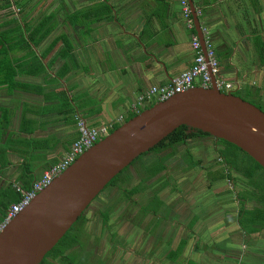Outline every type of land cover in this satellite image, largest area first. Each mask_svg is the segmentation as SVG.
<instances>
[{
  "label": "crops",
  "instance_id": "1",
  "mask_svg": "<svg viewBox=\"0 0 264 264\" xmlns=\"http://www.w3.org/2000/svg\"><path fill=\"white\" fill-rule=\"evenodd\" d=\"M51 2L35 20L53 16L59 26L50 39L0 62L6 78L0 84V219L14 204L11 200L21 197L18 189L29 190L66 156L79 138L76 117L92 127L129 121L138 114L132 105L139 95L192 67L193 35L206 52L202 28L209 31L220 62L218 78L233 85L223 92L246 95L264 110V0H193L201 11L199 30L198 24L187 28L178 0ZM16 5L21 9L19 3L12 7ZM6 10L0 12V33L17 18ZM61 37L66 46L63 41L51 46ZM219 140L212 135L189 140L191 148L183 147L167 162V172L155 179L162 189L160 203L142 217L136 261L145 251L148 264H264V229L242 223L241 214L243 208L262 207L252 197L257 192L238 174L210 181L208 171L226 166L218 158ZM187 150L196 154L198 175L188 169L187 160L178 159ZM179 166L186 168L183 175H178ZM177 176L180 180L174 181ZM195 181L202 188L194 193ZM201 207L205 211H198ZM215 240L224 244V255Z\"/></svg>",
  "mask_w": 264,
  "mask_h": 264
},
{
  "label": "water",
  "instance_id": "2",
  "mask_svg": "<svg viewBox=\"0 0 264 264\" xmlns=\"http://www.w3.org/2000/svg\"><path fill=\"white\" fill-rule=\"evenodd\" d=\"M183 125L236 145L264 168V110L221 91L214 77L209 88L146 107L84 152L0 232V264H41L115 177Z\"/></svg>",
  "mask_w": 264,
  "mask_h": 264
},
{
  "label": "flooded vegetation",
  "instance_id": "3",
  "mask_svg": "<svg viewBox=\"0 0 264 264\" xmlns=\"http://www.w3.org/2000/svg\"><path fill=\"white\" fill-rule=\"evenodd\" d=\"M191 143L188 141L186 145L178 146L175 156L178 157L177 153H181L183 147L191 148L193 144ZM190 152L195 159L196 154L192 150ZM152 157L151 160H155L154 156ZM178 159L186 162V153L184 152V157L181 155ZM149 160L145 159L140 168L136 166L129 168L126 180L105 189L87 208L82 218L80 217V222L74 228L72 227V230L70 229L71 247L57 258L46 257L45 264H69L71 261L75 264H112L108 263L107 259L120 264H148L146 252L141 254V261L138 262L134 258V250L138 246L136 239L141 236L139 229H142L144 225L142 217L152 210L154 205L149 203L157 199V195L162 190L155 181L161 174L148 180L146 184L142 182L144 169L152 162ZM134 170L137 174H134ZM183 170L180 168L178 175H183ZM189 170L199 174L196 168ZM178 180L180 177L174 181ZM142 185H146L144 190L131 192ZM193 185L194 193L202 188L198 181H195ZM179 189L176 187V190ZM193 206L195 207V204Z\"/></svg>",
  "mask_w": 264,
  "mask_h": 264
},
{
  "label": "trees",
  "instance_id": "4",
  "mask_svg": "<svg viewBox=\"0 0 264 264\" xmlns=\"http://www.w3.org/2000/svg\"><path fill=\"white\" fill-rule=\"evenodd\" d=\"M5 2H6L5 5L0 6V10H6L8 8H11L13 2L17 3L16 0H5ZM22 10H23L22 8L19 9V12L20 11L22 12ZM52 20H53V16L48 15L40 18L37 21H33L31 18H29V15L26 14L25 17H22L20 19L15 18L7 21L6 23L9 28L4 32L0 33V57H1L0 62L4 63L6 57H9V55L14 51L17 50L22 51L25 48L29 49L32 46L37 47L48 41L52 33L56 30V24H54ZM60 41H63L64 46H66L67 41L65 37H61L54 40L51 46L57 45ZM0 68L3 69V67ZM1 77L2 74H0V84L6 82V80H4L6 78L3 79V77L2 78ZM136 115L137 114L133 116L135 117ZM130 119H132V117ZM119 127L120 125L114 126L113 128L110 129V132L112 133ZM199 136H210V134L205 133L201 130L193 131V129L189 128L186 125H183L179 127L177 130H175L173 133H171L160 144H158L156 147L151 149L150 152L143 154L137 160H135L133 166L139 162H142L143 164L145 162V159L146 160L151 159L149 156H154L156 159V160H151L152 161L151 165L145 167L144 169L145 173L142 182L146 184L145 182H147L148 180L164 172H167L168 170L167 162L176 155V150H177L176 148L183 144L186 145L189 140H192ZM219 142L221 143L222 148L218 150V158H220V162L225 163L226 166L221 168L220 171L217 170L212 173L209 171L210 180H214V179L223 180L227 177H230L232 179L233 174H238L247 178L248 179L247 185L251 186V189H254L255 192H257L252 194V197L259 198L262 207L261 206L259 208L255 207L252 210L243 208L241 211V214H244L242 223L248 221L250 225L252 223L253 225L260 226L264 229V175L261 174V173L264 174V168L236 145L229 143L228 141L225 140H219ZM169 149L170 150L172 149V152L169 154L166 153L164 155L163 153L168 151ZM191 155H192L191 152L187 150L186 160L188 163V169H195L200 165L196 162L194 163L192 160L191 161L188 160L189 157L193 158V156ZM128 170L129 169L124 170L121 174L115 177L107 185L105 189L111 187L112 185L117 184L118 182H123L124 180H126V178L128 177L127 176L125 177L123 174ZM162 179L164 180L165 176H162L160 178L159 180L160 183L162 182ZM167 185L168 184H164L163 187ZM145 188L146 185L145 186L142 185V187L140 186L132 190L131 192L142 191ZM20 199L21 197L11 200V204L12 202L13 203L19 202ZM239 199H244V197L242 198L240 196ZM6 215H7V211L2 214L1 217L2 219H0V222L6 217ZM81 218H79V220L75 223L73 228L80 222ZM73 228H71V230ZM71 230H69L68 233L56 245V247L47 254L46 256L47 258L49 257L57 258L58 256L62 255L64 252H66L68 248L71 247V243L69 240ZM46 257L41 264L46 263L47 261ZM69 264H75V263L71 261Z\"/></svg>",
  "mask_w": 264,
  "mask_h": 264
},
{
  "label": "built area",
  "instance_id": "5",
  "mask_svg": "<svg viewBox=\"0 0 264 264\" xmlns=\"http://www.w3.org/2000/svg\"><path fill=\"white\" fill-rule=\"evenodd\" d=\"M178 1L187 28L194 29L196 27L195 15L197 17L200 16L201 11L197 9L194 10L190 0ZM202 32L204 34L206 52L202 53L203 50H200L201 43L199 37L193 35L192 46L196 52V56L192 67L173 78L169 84L153 86L147 90V92L139 95L137 101L132 105L133 112L140 113L146 107L154 103L166 101L178 94L185 93L197 85L198 87L209 88L212 85L214 77H216V84L221 91L231 90L233 88L231 83H227L225 80L218 78L220 73L219 59L216 56L209 31L202 28ZM76 120L79 138L72 144L66 156L60 162L47 169L44 174L33 183L29 190L18 189L21 193V199L19 202L12 204L8 209L6 217L0 224V232L8 223L26 209L39 193L50 186L58 176L74 164L84 152L111 133L110 126L92 127L80 116L76 117ZM123 121L120 119L118 122L121 123Z\"/></svg>",
  "mask_w": 264,
  "mask_h": 264
},
{
  "label": "rangeland",
  "instance_id": "6",
  "mask_svg": "<svg viewBox=\"0 0 264 264\" xmlns=\"http://www.w3.org/2000/svg\"><path fill=\"white\" fill-rule=\"evenodd\" d=\"M17 1V3H19L20 4V6H21V8L23 9L22 10V12L20 11L19 12V7L18 6H14V7H12L11 9H9V10H6V11H10V13L11 14H13V15H16L15 17H17V18H22V17H25L26 16V14H28L29 15V18H32V20L33 21H35L37 18H39L40 16H42V15H44V13L50 8L48 5L50 4V1H54V0H40V1H38V0H21V1H18V0H16ZM27 1V2H26ZM30 1V2H29ZM64 2H65V0H63ZM26 2V4L25 5H23V4H21V3H25ZM38 2V3H37ZM51 2V3H52ZM5 0H0V6H2V5H5ZM48 6V8L46 9V7ZM39 7L41 8V9H43V10H41V9H39ZM51 8L52 9H55L54 8V5H51ZM45 9H46V11H45ZM5 11V12H6ZM0 12H1V14H3L4 12L2 11V10H0ZM1 14H0V17H1ZM1 19L3 20V18H0V21H1ZM57 24V23H56ZM58 25V24H57ZM59 26V25H58ZM242 96H244L248 101H252V102H255V101H253L251 98H249L248 96H246V95H243V94H241ZM203 151H206V149L205 150H203ZM187 158V157H186ZM188 160H192L194 163L196 162L195 161V159L194 158H191V157H189L188 158ZM189 161V162H190ZM197 163V162H196ZM141 165H142V162H139V163H137V164H135L134 166H136L137 168H140L141 167ZM134 166H132L131 168H133ZM182 166V165H181ZM187 167H188V164L186 165ZM220 167V165L219 166H216V168H217V170L218 171H220L221 170V167ZM182 168V167H181ZM197 168H199V167H196V169ZM185 170H186V168H184ZM204 171H205V169H204ZM209 172V171H208ZM130 174V173H129ZM262 175H264L263 173H261ZM124 176H128V174H127V172H125L124 174H123ZM170 181H172L173 182V180H170ZM211 181V180H210ZM237 185L238 184H240L239 182H237L236 183ZM237 185H235V186H237ZM234 186V187H235ZM246 186H247V188L249 187V188H251V186H249V185H247L246 184ZM222 188H223V186H222ZM256 188V187H255ZM123 190V189H122ZM193 190V189H192ZM229 191H233L234 193L235 192H237V188H235V189H231V188H229L228 189ZM227 194H229V191H227L226 189L224 190ZM200 194V193H199ZM260 194V193H259ZM258 194V195H259ZM196 198V197H195ZM207 200V199H206ZM213 201V204H215L216 203V199H213L212 200ZM153 203V205H157V204H159L160 203V201H159V199L157 198V199H155L153 202H150L149 204H152ZM197 205V204H196ZM199 206V205H198ZM208 206H209V204L208 205H206L205 207H207L208 208ZM166 210L165 211H167V210H169L170 208H165ZM198 211H205V209H203L202 207L200 208V209H198ZM127 217H128V215H127ZM251 228H256V226L255 225H253L252 223H251ZM215 243H216V245H217V251H218V253H223V255L225 254V252H224V244L223 243H221L220 242V244L218 243V240H215ZM218 247H222L221 249H218ZM237 250L239 251V247L237 248ZM107 261H108V263H112V264H120V263H116L114 260H109V259H107ZM179 263V262H178Z\"/></svg>",
  "mask_w": 264,
  "mask_h": 264
},
{
  "label": "clouds",
  "instance_id": "7",
  "mask_svg": "<svg viewBox=\"0 0 264 264\" xmlns=\"http://www.w3.org/2000/svg\"><path fill=\"white\" fill-rule=\"evenodd\" d=\"M143 111V110H142Z\"/></svg>",
  "mask_w": 264,
  "mask_h": 264
}]
</instances>
